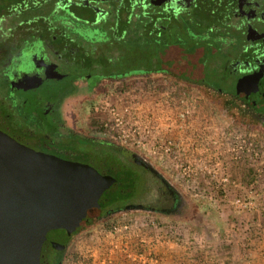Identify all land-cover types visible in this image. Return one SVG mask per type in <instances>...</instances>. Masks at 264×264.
Here are the masks:
<instances>
[{"label":"rangeland","instance_id":"374dc122","mask_svg":"<svg viewBox=\"0 0 264 264\" xmlns=\"http://www.w3.org/2000/svg\"><path fill=\"white\" fill-rule=\"evenodd\" d=\"M34 11H38V13ZM40 11L43 13V10H40L35 3L28 0H0V38L4 37L7 33L9 23L12 22V20L18 22L27 20L31 17V21H35L37 19L36 16L41 14ZM83 19H87L86 14L83 12H78L72 15L70 19H65V21H62L63 17L59 15L61 32L64 33L65 37L70 38V43L76 44L79 47L81 45L83 50L80 56L76 55L73 60L70 59V74L80 75L81 73H87L91 75L99 74L104 77L111 75L113 77L102 80L95 87H92L87 81H84V79L78 80L72 82L66 90L63 89L62 93L60 92L57 96L59 102L55 106L54 116L60 124L77 136L75 138L60 136L59 143L57 144L59 148L67 150L68 153H73L72 155H67L70 160L87 163L96 168H99V160H101L103 156L106 159L107 166H111L110 160H116V164L119 163L120 165L123 163L119 155L106 151L104 149L105 147L97 145L96 143L113 145L136 155L138 158L145 161L146 164L150 165L177 193V202H179V197L181 200V204L179 202L178 208L182 210L183 214L186 212V205H184L186 201L184 199L222 200L226 202L232 210L239 211V209L236 210L232 206L231 202L237 198H244L250 193L245 195L240 193L234 198L231 197L229 186L236 183V180L242 182L243 177L238 179L235 178L228 169H231L234 165L238 166L242 163H248V161L253 166V169L256 170V174L258 169L264 167V118L254 111L249 110L239 99L229 94L216 93L203 87L191 86L173 75L169 74L167 76V70L175 74L182 71L183 74L186 73V75H190V73H193L191 70L193 66H189L199 61L200 57L206 58L208 62L206 67L210 68V70L214 67L216 71L208 72L205 78L209 82L219 85L221 88L226 87V89L230 91V94L235 93V87L233 88V86L236 82V78L231 77L226 71L228 66H226V64L232 62L236 56L234 41L230 40L234 38L231 36L229 37L230 39L226 37L227 31L230 32V30L228 28H222V32L220 33L211 32L203 27L202 31H196L198 35L195 40H185L183 38L178 40L174 37L177 33V31H175V34H172L173 37L171 36L169 40L164 36L160 38L159 41L153 37H147L141 34L139 30L138 39L135 40L136 31L132 32V25H130L129 30L123 33L124 39L112 45L105 39V31L99 32V39L96 40L97 42L92 41L94 36H90L85 32L84 28L87 26L86 24L88 22L83 21ZM192 32L195 33L194 30H192ZM75 35L79 36L80 39L76 41L71 40ZM90 40L91 44H89ZM192 49H194V53L186 54V56L191 57L188 65L186 64V66L183 67L182 64L179 63V67L175 69L173 62L180 61L183 56L182 54ZM84 57H87L86 66L89 62H92L93 69L89 67L86 69V66L83 64L84 60H81ZM76 59L79 60L76 61ZM59 65L60 67L62 66L61 63ZM197 65L199 68L200 64ZM80 66L85 67L83 69ZM153 69L159 71H154ZM160 71H162V73L167 72V74H160L158 76L151 75V73H159ZM143 73L150 74L147 77L152 79L166 81L165 84L170 86L171 92L175 91L177 103L180 104L183 100L190 104H201L204 115L208 116L211 120L210 125H212L211 127L208 125V130L206 131H211V133L214 132L213 135L216 134L214 139L218 140L216 145H214L215 143H211L208 145L210 148H208L212 149L210 151L211 154H213L215 150H218L217 156L211 155L207 158L200 157V159L190 158L188 163L182 159V163L180 164L189 168L170 172L165 170L163 166L177 165L178 163H171L169 160L165 162V159L146 156L133 149L119 146L102 135L100 130L102 120L100 118V113H97L96 110H100L102 104L105 105L112 100L109 91L118 86V81H123L124 84L128 83V87L131 86V78H113L128 77L127 75ZM202 75H204V73L200 71L197 73L199 77H202ZM134 78L135 77H133V79ZM192 113L189 119H196L198 110L195 112L193 110ZM202 134L206 135L207 133ZM239 136L244 138L247 137L252 147L251 151L246 153L244 158L239 161H233L231 157L232 152L230 150L237 144L235 139ZM226 137L231 138V140H226ZM55 153L58 152L55 151ZM130 166L131 167H127L128 169L126 168L125 171L118 170L115 175L119 179L120 176H126L127 184L134 187L133 192L129 196L124 197L122 202L124 204L135 202L136 204L140 203L146 206L147 203L155 201L157 190L149 177L142 170L133 165ZM225 179H227V182L224 181ZM201 183H205L207 186L201 188ZM251 195L255 196L254 194ZM108 196L109 194H107L105 198H108ZM141 205L138 204V206ZM254 207H256V205ZM137 210L139 209H124L107 214L102 219L94 221L92 228L80 230L73 236L64 254L62 264H102L103 260H105L107 256L109 257L108 252L111 251L109 247H112L109 246L112 242V238L110 235L107 237L104 228L110 226L112 223L120 222L125 217H129V215H145L144 212ZM145 210L149 211L147 209ZM152 211L155 210H151V212ZM155 212L165 213L170 211ZM151 215L161 221V225L168 233L169 231L166 228L176 226L174 223L166 224L153 212ZM173 232L178 233V229H173ZM107 248L109 250H107ZM48 253L52 257H56L58 254V252L51 248L48 250ZM113 256L115 258L116 251H113L112 257ZM157 259L159 260V257H157Z\"/></svg>","mask_w":264,"mask_h":264},{"label":"flooded vegetation","instance_id":"af4514ba","mask_svg":"<svg viewBox=\"0 0 264 264\" xmlns=\"http://www.w3.org/2000/svg\"><path fill=\"white\" fill-rule=\"evenodd\" d=\"M28 1L35 3L43 13L40 11L35 21H31V17L18 22L12 20L7 33L0 38V132L24 147L74 161L67 156L73 153L59 148L57 144L60 136L75 138L77 135L60 124L54 113L59 102L57 96L71 84L70 75L73 74H70V59L83 53L81 45L70 43V38L61 32L59 15L65 21L78 12L87 16L88 20L83 19L88 22L84 30L94 36L92 41L97 42L99 32L105 31V39L115 45L124 39L123 33L129 30L130 25L132 32L136 31L135 40L138 39L139 30L157 41L164 36L169 40L175 31L174 37L178 40H195L198 35L196 31H202L203 12L209 7L213 8L216 25L221 30L228 28V36L236 32L242 37L241 55L228 63V74L236 78L233 88L237 93H243L242 103L249 110L264 118V0H66L65 4L60 0ZM209 31L219 32V28ZM79 39L77 35L71 38L75 41ZM81 60L87 61V57ZM65 82L67 86L59 90V86ZM184 82L216 93L215 88L230 92L226 87L224 89L215 84L205 86ZM253 101L261 108L255 107ZM96 144L119 155L123 163L120 165L116 164V160H110L111 166H107L103 156L99 160L100 169L88 165L115 180L118 179L115 176L118 170L125 171L133 165L149 177L157 190L155 201L147 203L146 207L155 211H173L178 195L150 165L119 147ZM96 209L100 208L90 210L71 234L65 229L50 231L43 245L41 264H62L73 236L97 221L93 219ZM50 248L58 252L56 257L50 256Z\"/></svg>","mask_w":264,"mask_h":264},{"label":"water","instance_id":"95a60500","mask_svg":"<svg viewBox=\"0 0 264 264\" xmlns=\"http://www.w3.org/2000/svg\"><path fill=\"white\" fill-rule=\"evenodd\" d=\"M115 181L88 164L35 152L0 132V264H41L47 234L73 233L90 210L100 208Z\"/></svg>","mask_w":264,"mask_h":264},{"label":"built area","instance_id":"2783aa9c","mask_svg":"<svg viewBox=\"0 0 264 264\" xmlns=\"http://www.w3.org/2000/svg\"><path fill=\"white\" fill-rule=\"evenodd\" d=\"M165 83L164 80L147 76L135 77L130 87L128 83L118 81V86L109 91L112 100L96 110L102 120L100 130L106 139L119 146L153 158L168 159L171 163H178L174 165L177 170H186L189 167L180 164L182 159L197 156L200 143L206 150L211 151L208 145L214 143L215 139L207 143V140L213 139L207 135L211 131H206V127L200 133L194 132L191 124H188L191 120L181 127L174 119L165 118L164 114L170 108L177 109L181 105L176 101L175 91L171 92L170 86ZM191 105V111L195 112L198 104ZM184 120L186 119L182 116V121ZM229 137L226 140H231ZM235 140L237 144L230 150L231 157L233 161H239L251 151L252 144L247 137L239 136ZM185 141H189V145L186 146ZM217 142L218 140L214 145ZM213 155L217 156L218 150ZM224 181L227 182V179ZM248 193L250 194L246 197L231 202L236 210H249L255 206L254 196L251 195H255V190L252 188ZM137 211L144 212L145 215L125 217L104 228L107 237L110 235L112 238L109 245L112 247H109V257L102 264H117L120 259L130 263L157 262L154 251L165 243L168 234L164 233L166 231L161 221L153 217L151 211ZM262 211L264 213V206ZM113 251H116L115 258L112 257Z\"/></svg>","mask_w":264,"mask_h":264},{"label":"crops","instance_id":"0c3cea01","mask_svg":"<svg viewBox=\"0 0 264 264\" xmlns=\"http://www.w3.org/2000/svg\"><path fill=\"white\" fill-rule=\"evenodd\" d=\"M160 74L166 75L167 73H151L153 76ZM148 75L150 74L143 73L113 79L139 78L138 76ZM198 106H196L198 108L197 120L193 119L195 121L189 119L193 114L191 111L193 106L183 100L177 109L170 108L164 116L174 119L176 124L181 127L191 120V123L189 121L188 124H191L194 132L200 133L208 125L210 126L211 120L207 115H204L201 104ZM182 116L186 119L185 122L182 121ZM213 133L207 134L208 137L214 136L212 140H207V143L214 140L216 134L213 135ZM216 141L217 139L214 143ZM185 144L186 146L189 145V141H185ZM198 145L199 152L194 157L195 159L213 155L201 143ZM190 158L184 157V161L188 163ZM166 160L168 161L165 159V162ZM163 167L170 172L177 170L174 165H164ZM228 171L237 179L243 177L242 182L238 180L241 183L236 180V183L229 186L231 197L234 198L240 193L245 195L253 188L255 190L253 200L256 207L235 211L222 200L184 199L186 201L184 214L179 208L165 213L152 211L166 224L174 223L176 225L166 228L169 233L166 231L168 236L166 235L165 243L156 247L154 251V257H159L155 264H264V213L262 212L264 206V167L258 169L256 174V170L248 161V163H242L238 166L234 165ZM206 186L205 183L200 184L201 188ZM179 202L181 204L180 197ZM92 226L90 225L87 229L92 228ZM175 228L178 229L176 234L172 233ZM117 264L154 263L150 261L147 263H130L120 259Z\"/></svg>","mask_w":264,"mask_h":264},{"label":"trees","instance_id":"16d2710c","mask_svg":"<svg viewBox=\"0 0 264 264\" xmlns=\"http://www.w3.org/2000/svg\"><path fill=\"white\" fill-rule=\"evenodd\" d=\"M60 1H61L62 4L67 3L66 0H60ZM214 4L216 5L217 3L214 2ZM60 14H62L61 11H60ZM214 15H215V13H213V8H210V7H209L208 10H205L203 12V20H202L203 21V25H202V29H203V27H205V29H207V30L219 28V32L221 33L222 30H221V28L219 26L216 25L217 20L214 18ZM230 36L233 37L234 39H230L229 38ZM226 37H228L231 41H234V47H235L234 50L236 51L235 52V55H236L235 56V59H237L241 55V53H242L241 52L242 51V37H241L240 34H238L236 32H234L233 34H231L229 36L227 35ZM193 50L194 49L190 50L189 52L185 51L184 54H182L183 56H182V59L180 61L173 62L174 68L175 69L178 68L179 67V63L182 64L183 67L186 66V64L188 65L189 59H191V57L186 56V54L194 53ZM83 64L86 66L87 61H83ZM197 64H200L199 68L197 67L198 66ZM207 64H208V62H207L206 58H201L200 57L199 58V61H196V62H194V64H191L189 66V67L193 66L192 69H191L193 73H190V75H186V73L183 74L182 71L180 73H176V74L175 73H172L169 70H167V71H168V74L173 75L174 77L180 79L181 81H188V82L197 83V84H200V85L212 86V84H214V83L209 82L205 77H207L206 74L208 72L216 71V69L213 67V69L211 68V70H210V68H207L206 67ZM92 65H93L92 62H89V64L86 66V69H88V67L90 69H93L92 68ZM227 65L228 64H226V66ZM80 67L84 69V67H82V66H80ZM227 69H228V66L226 68V71L228 73V70ZM153 70L154 71H159L157 69H153ZM198 70L201 73H204V75H202V77L197 76V73L199 72ZM217 71H218V69H217ZM160 72H162V71H160ZM165 73H167V72H165ZM112 77L113 76H111V75L110 76H107V77H104V76L99 75V74H97V75H91V74H87V73H81L80 75H70V83H72L74 81H78V80H83L84 79V80L90 82V84H91L92 87H95L102 80H105V79H108V78H112ZM115 78H118V77H115ZM67 84L68 83L65 82L64 84H62L61 86H59V90L62 89L63 87H66ZM217 86H219V85H217ZM215 89H217V92L218 93L229 94L232 97H235V98L239 99L241 102H243V99L241 98V96L237 92H235L233 94H230V92L229 93H226L225 91H223V89H220V88H215ZM126 180H127L126 179V176H120V179L118 178L116 180V182H115L114 186L111 188V190L105 194V196L107 194H109L108 198H105V196H104L101 199V201H100V209L94 210L96 212L94 214V216H93L94 217L93 218L94 220H100L103 217H105V215H107V214H111L113 212H118V211H121V210L130 208L131 205H133L132 207H137L138 204L140 205V203H137L136 204L135 202L128 203V204H126V203L124 204L122 202L123 198L126 197V196H129L133 192V189H134V187H132V185H128L127 184V181ZM178 207H179V202H177V204H176V206H175V208L173 210L178 209ZM149 211H151V210H149ZM61 260H62V258L60 257V260H59L60 263H61Z\"/></svg>","mask_w":264,"mask_h":264}]
</instances>
